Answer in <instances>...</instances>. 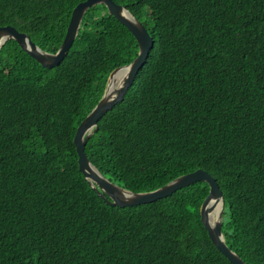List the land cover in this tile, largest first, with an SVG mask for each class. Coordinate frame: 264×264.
Here are the masks:
<instances>
[{"label": "trees", "instance_id": "obj_1", "mask_svg": "<svg viewBox=\"0 0 264 264\" xmlns=\"http://www.w3.org/2000/svg\"><path fill=\"white\" fill-rule=\"evenodd\" d=\"M82 1L0 0V26L53 53ZM113 1L154 45L86 155L133 192L205 170L224 198L226 244L246 264H264V0ZM137 52L103 4L87 10L52 68L13 39L0 48V264H232L200 220L206 182L117 207L78 169L77 126L108 74Z\"/></svg>", "mask_w": 264, "mask_h": 264}, {"label": "water", "instance_id": "obj_2", "mask_svg": "<svg viewBox=\"0 0 264 264\" xmlns=\"http://www.w3.org/2000/svg\"><path fill=\"white\" fill-rule=\"evenodd\" d=\"M103 4L108 13L123 25L138 44L136 57L128 64L114 68L107 76L100 99L86 114L76 128L73 144L77 153L78 169L96 194L108 205L125 207L153 202L170 196L183 187L198 181L208 184L209 191L199 208L201 223L213 245L232 263L246 264L237 253L228 247L222 232L224 198L216 179L203 169H196L177 176L166 184L150 191L133 192L110 181L91 163L85 153L89 137L98 129V121L116 104L120 103L132 86L136 75L146 63L154 41L144 24L129 10L113 0H84L72 10L64 38L56 52H47L35 44L28 34L11 25L0 26V48L13 39L21 50L34 58L41 66L52 68L67 55L76 39L82 19L87 10Z\"/></svg>", "mask_w": 264, "mask_h": 264}]
</instances>
